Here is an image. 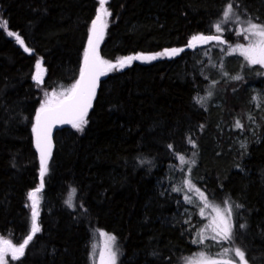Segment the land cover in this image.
<instances>
[{"label":"trees","instance_id":"1","mask_svg":"<svg viewBox=\"0 0 264 264\" xmlns=\"http://www.w3.org/2000/svg\"><path fill=\"white\" fill-rule=\"evenodd\" d=\"M229 3L264 25V0L107 1L99 56L157 58L110 70L83 130L55 132L37 193L40 231L8 264H90L87 242L97 231L115 238L118 264H186L234 247L248 264H264V98H253L264 93L263 70L224 45L187 47L194 35H219L214 26ZM98 7L99 0H0V238L13 245L30 232L28 194L41 184L37 110L78 80ZM4 22L30 52L7 37ZM221 35L236 41L232 31ZM170 49L183 51L157 55ZM180 156L194 161L191 178L213 205L228 201L232 241L193 243L202 221L196 208L180 191L160 188Z\"/></svg>","mask_w":264,"mask_h":264},{"label":"snow or ice","instance_id":"2","mask_svg":"<svg viewBox=\"0 0 264 264\" xmlns=\"http://www.w3.org/2000/svg\"><path fill=\"white\" fill-rule=\"evenodd\" d=\"M107 0H99V8L97 9L96 18L92 21V28L90 30L88 47L85 49L84 53V63L81 67L80 79L76 81L71 88L66 89L64 92L59 95L55 93L47 94L48 98L41 104L40 108L37 110L36 114V123L33 125V133L35 136V143L37 150L40 153V177L41 184L40 186L32 192H29L28 197L32 202V224L29 234L20 243L18 246L13 245L11 241L0 239V264H8L6 260L7 255H11L13 260H19L24 256L25 250L33 240L36 233L40 231L37 218L39 215L38 211V199L37 193L43 188V178L48 171V159L51 155V129L55 124H71L73 128L77 130H83V125L87 123L84 119L87 115L88 109L92 106V99L95 96L96 84L100 76L105 75L107 71L116 69L117 67L123 68L131 63L134 59L141 60H153L157 56H134V57H124L119 59L116 63H111L109 61L103 60L97 51L98 42L102 39L103 36V17L110 15L106 7ZM234 6L232 3H229L223 11V20L225 22L230 21L235 17V20H239V16H236L234 12ZM216 32L221 33L223 31L221 24L217 23L215 26ZM7 35L10 37H15L16 41L24 47L26 52L31 50L24 46V41L21 37L12 32L7 31ZM237 35H243L244 39L250 40L251 42L247 45H237V48L240 50L241 55L250 64H260L264 65V25L248 20L246 22V27H242L237 31ZM255 37L256 39H252ZM219 41L223 43L221 35H194L188 42L187 47H195L196 42H208V41ZM183 49H170L165 50L164 53L157 55H176ZM37 67H40L39 62H37ZM37 83H40L39 74L33 77ZM234 79H240L239 76L234 77ZM203 99V98H201ZM197 102H200L198 100ZM236 127L240 128L242 125L239 121L236 123ZM191 142V141H190ZM172 147L171 145L169 146ZM193 147L195 144L193 142ZM179 159L182 163H189L184 160L183 156H180ZM191 163H194L192 161ZM185 186L190 190L194 188L190 180H185ZM175 191H181L182 189L177 188ZM75 190H73L74 192ZM197 192H200L199 189H196ZM200 197L204 202V208L211 206L216 212V217L212 221V231L215 235L212 239H218V242H230L233 239V225L231 222L232 210L231 206L228 204V201H225V207L223 210L216 205H210L207 197L203 192H200ZM186 202L191 203L189 197H185ZM71 207V203H69ZM239 207V206H237ZM204 208H201V213L203 214ZM241 227H244L241 225ZM103 235V233H102ZM199 235V234H198ZM115 238L109 236L108 243L106 244V256L105 253L101 254L102 264H115L116 261V252L112 248V244ZM193 243H203V238ZM229 252H232V256H227ZM224 254L227 258L223 259H214L211 257L205 256L203 253H200L197 257L189 258L186 264H248L245 251L239 247H234L231 249H224Z\"/></svg>","mask_w":264,"mask_h":264},{"label":"rangeland","instance_id":"3","mask_svg":"<svg viewBox=\"0 0 264 264\" xmlns=\"http://www.w3.org/2000/svg\"><path fill=\"white\" fill-rule=\"evenodd\" d=\"M107 16L103 17L104 25H106ZM236 16H238V15H236ZM247 21L248 20H244L241 17H239V20H235V17H233L232 20L225 22L223 20V18H222V20L220 21V24H221V27H222L223 31H225V32L232 31V36L235 35L236 41L233 42V43H226V40L221 35V33L223 32L222 31L221 33H219V35H221L222 40L224 41L223 43L213 40V41L205 42L203 46H210L211 44L215 45V46H217V45L218 46H223L224 45L227 48L226 53H228L229 55L232 54V55L240 56V57L245 59V57L243 55H241L240 50L237 48V45L247 46L251 41L244 39L243 35H237V31L240 28H242V27H246V22ZM105 27H103V34H104V31H105ZM2 28L5 31L6 35H7V31H9V30L7 29V26H6L5 22H4V26ZM91 28H92V25H91ZM91 28H90V30H91ZM89 35H90V32H89ZM7 37L12 39V40H14L15 43L22 50H24V47H22L16 41L15 37H10L8 35H7ZM102 38H103V36H102ZM252 39H256V38L253 37ZM88 40H89V38H88ZM101 41H102V39H100L99 42H98L97 50L99 49V45H100ZM87 47H88V41H87V44H86V48ZM220 49H221L220 47L217 49V57H218L220 62H225L224 56H222V52H221L222 49L221 50ZM38 62H39L40 67H41V62L40 61H38ZM250 65H254V66L260 67L263 70V74H264V65H260V64H250ZM36 67H37V64H36ZM108 72L109 71H107V73L105 75H103V76L105 77L108 74ZM37 74H39L40 79H41L42 77H41V70L40 69H38L37 72L35 73V75H37ZM254 92H256L257 95L256 96L253 95V98H254L256 104L258 105L259 100H262L264 98V93L258 92L257 90H254ZM250 126H254V123L250 122ZM229 129L230 128L228 127L227 130H229ZM235 129L239 130V132H240L239 133V137L243 136V131H242L241 127L240 128L235 127ZM251 131L252 130L250 129L249 133ZM237 140L240 143L244 142L243 138L242 139L237 138ZM187 160H189V159H187ZM188 162L189 163H182V161H179L180 165L174 167L172 172L169 171L170 175H167V173H166L167 177H165V179H163V182H162L163 184L160 185V188L162 187V188H165L166 190H168V189L174 190V189H177V188L182 189L180 192L183 194L184 199H185L186 196L191 199L192 202L191 203L187 202V203L189 205H191L192 207L196 208V213L199 215V217L202 220L200 225L198 226L197 232H196L198 240L203 238V243H205L206 245H213L214 241H217L219 239V238H217L216 240L212 239V237L215 235V233L212 231V227H213L212 221H213V218L216 217V212L213 210V208L211 206H209L207 208H204V202L202 201V199L200 197V192H202V191H200V192L196 191V189H199V188L196 185V183L194 182V180L191 178L192 177L191 176V168H192L191 166L192 165L190 163V160ZM186 179L190 180L192 185H194L193 189L190 190L188 187L185 186L184 182H185ZM29 201H30V207L32 208V202H31L30 199H29ZM185 201H186V199H185ZM208 202H210V201L208 200ZM210 205H213V204L210 202ZM201 208H204L203 214L201 213ZM220 209L223 210L224 207L220 208ZM102 233H103V235H102ZM108 237H109V235H107L106 233L97 231L91 236L90 240H88V242H87V254H88V257H89V260H90V264H102L101 254L105 253V256H106V244L108 243ZM0 239H2V238H0ZM112 248L117 254L116 255L115 264H118L119 255H118V251H117L115 242H113ZM201 253H203L207 257H211V258H214V259H223V258H227V256H232L233 255L232 252H229L227 254V256H226L223 251H222V253H219V254H216V255H213L215 253L211 254V253H207L206 251L201 252ZM199 254H197V255H195L193 257H197ZM193 257H191V258H193ZM8 259L13 260L11 258L10 254L6 256V260H8Z\"/></svg>","mask_w":264,"mask_h":264},{"label":"water","instance_id":"4","mask_svg":"<svg viewBox=\"0 0 264 264\" xmlns=\"http://www.w3.org/2000/svg\"><path fill=\"white\" fill-rule=\"evenodd\" d=\"M199 43H201V42H197V44H199ZM97 51H98V50H97ZM83 63H84V59H83ZM83 63H82V65H83ZM80 75H81V73H80ZM80 75H79L78 80L80 79ZM103 78H104V76L102 75V76L99 77V79H98V81H97V84H96V90H95V96H96V92H97V90H98L99 84H100V82H101V80H102ZM95 96H94V98L92 99V105H93V102H94ZM91 108H92V106L88 109L87 115L89 114ZM87 115H86V116H87ZM86 116H85V118H86ZM35 123H36V118H35ZM35 123H34V124H35ZM66 126H71V124H67V123H65V124H55V125H53V127H52V129H51V153H52V149H53V136H54L55 132H56L58 129H61V128L66 127ZM33 139H34V147H35V150H36V152H37V155H38V158H39V162H40V153H39V151L37 150V147H36L34 133H33ZM50 157H51V155H50ZM50 157H49V159H50ZM49 159H48V162H49ZM40 167H41V162H40Z\"/></svg>","mask_w":264,"mask_h":264},{"label":"bare ground","instance_id":"5","mask_svg":"<svg viewBox=\"0 0 264 264\" xmlns=\"http://www.w3.org/2000/svg\"><path fill=\"white\" fill-rule=\"evenodd\" d=\"M199 44H201V43H199ZM192 49L194 48V47H191Z\"/></svg>","mask_w":264,"mask_h":264}]
</instances>
